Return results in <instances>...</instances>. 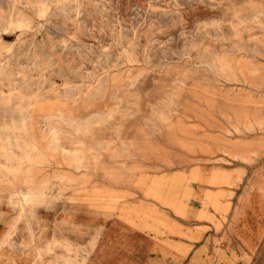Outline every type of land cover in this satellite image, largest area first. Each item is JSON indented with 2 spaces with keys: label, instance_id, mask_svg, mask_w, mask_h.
I'll return each instance as SVG.
<instances>
[{
  "label": "rangeland",
  "instance_id": "obj_1",
  "mask_svg": "<svg viewBox=\"0 0 264 264\" xmlns=\"http://www.w3.org/2000/svg\"><path fill=\"white\" fill-rule=\"evenodd\" d=\"M38 1L0 0L29 19L0 25V56L42 82L34 135L82 154L14 149L12 169L0 154V264H74L95 233L113 243L102 264L159 261L149 243L179 264H264V0ZM51 88L83 90L74 122L43 120ZM248 199L252 250L236 234Z\"/></svg>",
  "mask_w": 264,
  "mask_h": 264
},
{
  "label": "bare ground",
  "instance_id": "obj_2",
  "mask_svg": "<svg viewBox=\"0 0 264 264\" xmlns=\"http://www.w3.org/2000/svg\"><path fill=\"white\" fill-rule=\"evenodd\" d=\"M36 5L38 7L44 6L45 0H39ZM13 15L14 13H12L11 15H5L4 13L0 12V25H14L21 22L25 24L29 23V19H27L22 11H17V15L15 18L13 17ZM13 56L15 57V53L11 52L5 54V56H0V154L5 155L6 160L8 161L7 164H2V166L6 169H12L16 167L15 164H12L10 162L11 158L14 157L11 156L15 153L14 149L20 151V155L16 156L19 158L18 163H21L22 160L31 161L33 163L42 162L47 152H55L57 150H61L62 152L70 151L71 161L69 163H71L75 168H78L80 166L79 158L82 154V148L76 145V143L80 142L79 140L73 141L72 143L75 144H72L71 148L67 149L66 147H62L57 143L56 140H54V137L58 135L57 130H53L51 127H48V129H46L48 135L41 134L38 137L34 135L31 128L29 127L28 121L30 119H33L29 111L30 107L32 105H37L38 103H49V101L44 99L43 102V100H41L43 99V94L42 92H40L42 84L41 80L39 78L34 80L29 71L27 72L22 68H15L14 64L16 62L12 61ZM38 56L39 55L36 52L29 54L28 60L31 63H34L30 65L29 70L32 68H38ZM19 65L20 64H18V66ZM4 85H6L7 89L3 88ZM86 86L87 90H90L92 85L88 84ZM50 90L53 92L55 96L54 102L58 104V106L53 113L41 115L43 120H50V118L54 116V118L57 119L74 122L75 119L73 115H71V113L66 109H68L69 107V101H71L72 103L77 102L78 98L80 97V93L83 90H80L79 88V91L72 94H67V96H65V99H62L61 94L58 90H54V88H51ZM46 125L47 124L45 123V126ZM4 131L7 132V134L2 135V132ZM191 193L192 191L190 189H187L188 197H190L189 195ZM42 194L43 191L41 190L37 192L30 191V195L34 198H39L42 196ZM254 213L255 210L253 208L251 199H248L245 203L244 214L240 220L239 227L236 230V234L240 238L243 247L247 248L248 250H252L255 244L256 232L252 229L253 223H251ZM115 237H117V235H115ZM100 238L101 233H98L97 235L95 233L91 241L78 251V255L72 259V262H74V264H102L103 261H106V257H109V255L106 253V247L109 248L113 243H111L112 241H107V239L100 240ZM118 239L119 237H117V241H120V239ZM133 247L136 248L135 245ZM147 247V251H156L157 249L161 251V256H158V258L161 257V259L159 261L152 262V264H179V261L171 257L172 254L166 251L165 248L162 251L161 246L156 244L153 245L151 243H149ZM142 256L143 257L140 258V261H144L145 263L150 262V255H148V253ZM222 258H224V256ZM137 264H141V262ZM189 264L203 263L197 260L196 256H194V259H192ZM216 264L221 263L217 262ZM223 264L233 263L231 260L227 259L224 260Z\"/></svg>",
  "mask_w": 264,
  "mask_h": 264
}]
</instances>
